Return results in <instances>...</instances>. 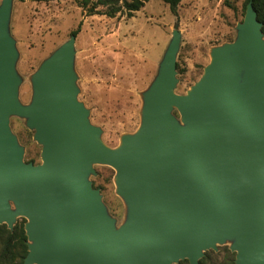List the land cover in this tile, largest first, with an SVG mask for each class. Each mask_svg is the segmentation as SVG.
I'll return each mask as SVG.
<instances>
[{"label": "water", "instance_id": "water-1", "mask_svg": "<svg viewBox=\"0 0 264 264\" xmlns=\"http://www.w3.org/2000/svg\"><path fill=\"white\" fill-rule=\"evenodd\" d=\"M12 0L0 3V225L24 219L22 264H198L229 243L234 264H264V35L248 2L231 42L185 92H175L178 24L142 93L140 124L110 148L78 100L75 35L32 75L18 98ZM25 120L40 147L24 161L10 118ZM114 170L122 224L90 176Z\"/></svg>", "mask_w": 264, "mask_h": 264}, {"label": "rangeland", "instance_id": "rangeland-1", "mask_svg": "<svg viewBox=\"0 0 264 264\" xmlns=\"http://www.w3.org/2000/svg\"><path fill=\"white\" fill-rule=\"evenodd\" d=\"M80 1L12 0L8 28L17 52L18 98L23 105L30 103L32 75L79 26L73 62L77 98L110 148L139 127L142 93L156 76L176 24L181 40L175 92L185 94L209 64L210 50L233 41L235 27L244 16V0H182L177 16L161 0H145L129 19L121 13L108 17V8L102 6L96 9L98 14L89 16L79 7ZM10 129L24 148V161L39 164L41 147L33 141L25 120L11 117ZM93 168L90 181L118 226L126 218V209L115 194L114 170L102 165ZM228 246H219L217 252Z\"/></svg>", "mask_w": 264, "mask_h": 264}, {"label": "trees", "instance_id": "trees-1", "mask_svg": "<svg viewBox=\"0 0 264 264\" xmlns=\"http://www.w3.org/2000/svg\"><path fill=\"white\" fill-rule=\"evenodd\" d=\"M145 0H97L90 3V0H81L79 7L91 16L98 14V6L107 7L106 15L114 17L116 14H124L128 19L138 12L144 6ZM167 5L174 16H177V8L182 0H161ZM252 2L254 11L257 14V20L262 24L261 31L264 35V0H244L242 13L244 14L248 2ZM79 32V26L70 33L75 35ZM179 71V65L176 64ZM32 162V160L28 161ZM24 219H20L15 224L13 231H10L6 225H0V264H22L28 253L27 237L24 231ZM235 254L231 253L227 247H221L219 252L207 251L198 264H234ZM178 264H189L187 260L180 261Z\"/></svg>", "mask_w": 264, "mask_h": 264}]
</instances>
